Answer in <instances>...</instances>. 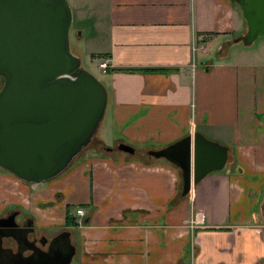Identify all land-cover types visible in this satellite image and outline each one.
<instances>
[{
	"label": "crops",
	"instance_id": "0c3cea01",
	"mask_svg": "<svg viewBox=\"0 0 264 264\" xmlns=\"http://www.w3.org/2000/svg\"><path fill=\"white\" fill-rule=\"evenodd\" d=\"M68 2L90 23V56L108 65L98 67L105 114L92 147L56 178L26 183L0 168V219L30 220L29 239L68 232L75 264H264V44L236 42L246 31L237 4ZM196 132L227 161L182 197L180 169L148 151Z\"/></svg>",
	"mask_w": 264,
	"mask_h": 264
},
{
	"label": "water",
	"instance_id": "95a60500",
	"mask_svg": "<svg viewBox=\"0 0 264 264\" xmlns=\"http://www.w3.org/2000/svg\"><path fill=\"white\" fill-rule=\"evenodd\" d=\"M234 2L246 25L236 42L247 47L264 38V0ZM71 26L68 0H0V168L26 183L60 175L90 144L105 114L107 91L70 51ZM117 149L134 153L124 144ZM227 153L197 132L148 151L180 169L182 197L222 170ZM15 216L0 219V264H71L68 232L50 241L29 239L31 221L20 226Z\"/></svg>",
	"mask_w": 264,
	"mask_h": 264
},
{
	"label": "rangeland",
	"instance_id": "374dc122",
	"mask_svg": "<svg viewBox=\"0 0 264 264\" xmlns=\"http://www.w3.org/2000/svg\"><path fill=\"white\" fill-rule=\"evenodd\" d=\"M89 27H90V23L88 22L77 23L72 16V26L70 30V51L80 60V66L84 71L92 74L101 84L102 83L104 84L105 81L100 74V70H98V60L94 56H90L92 50L89 42L90 37L88 36ZM263 44H264V38H259L257 41L254 42L252 48L259 49ZM2 85H3V79L0 77V88L2 87ZM109 116H110V110L108 109L106 120L102 124V128L100 130L101 135L105 133V128L107 126L106 124L109 120ZM94 139L95 137L92 139L93 142ZM92 145L93 144L90 143L88 146H86L77 157L82 155V153H84L86 150L92 147ZM75 261H76V257L73 259L71 264H75Z\"/></svg>",
	"mask_w": 264,
	"mask_h": 264
},
{
	"label": "built area",
	"instance_id": "2783aa9c",
	"mask_svg": "<svg viewBox=\"0 0 264 264\" xmlns=\"http://www.w3.org/2000/svg\"><path fill=\"white\" fill-rule=\"evenodd\" d=\"M193 50H196V49L193 48ZM98 67H99V69L102 70L103 72H106V70H107V68H108L107 62H106V61H104V62H100V63L98 64ZM75 213H76L77 216H80V217L84 216V212H83V210L80 209V208L76 209Z\"/></svg>",
	"mask_w": 264,
	"mask_h": 264
},
{
	"label": "trees",
	"instance_id": "16d2710c",
	"mask_svg": "<svg viewBox=\"0 0 264 264\" xmlns=\"http://www.w3.org/2000/svg\"><path fill=\"white\" fill-rule=\"evenodd\" d=\"M104 57V56H102ZM110 71V70H109ZM117 71H124V72H133V73H136V72H149V71H152V72H168L169 70H164V69H157V70H152V69H147V70H138V69H131V70H117ZM66 219L68 221V216H66ZM70 221V219H69ZM72 222V221H70Z\"/></svg>",
	"mask_w": 264,
	"mask_h": 264
},
{
	"label": "flooded vegetation",
	"instance_id": "af4514ba",
	"mask_svg": "<svg viewBox=\"0 0 264 264\" xmlns=\"http://www.w3.org/2000/svg\"><path fill=\"white\" fill-rule=\"evenodd\" d=\"M7 217H8V216H7ZM5 218H6V217H5ZM25 223H26V224H29V223H30V220H25V221L22 222L21 224H19V223H18V224H19L20 226H23ZM39 240H40V239H39Z\"/></svg>",
	"mask_w": 264,
	"mask_h": 264
},
{
	"label": "bare ground",
	"instance_id": "6f19581e",
	"mask_svg": "<svg viewBox=\"0 0 264 264\" xmlns=\"http://www.w3.org/2000/svg\"><path fill=\"white\" fill-rule=\"evenodd\" d=\"M76 158H77V157H76ZM76 158H75V159H76ZM75 159H74V160H75ZM74 160H73V161H74ZM73 161H72V162H73ZM72 162H71V163H72Z\"/></svg>",
	"mask_w": 264,
	"mask_h": 264
}]
</instances>
